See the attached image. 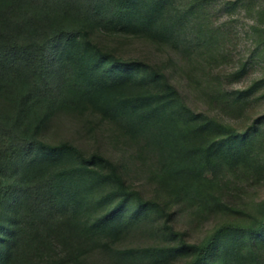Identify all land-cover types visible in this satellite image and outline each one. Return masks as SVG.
<instances>
[{
	"label": "rangeland",
	"instance_id": "rangeland-1",
	"mask_svg": "<svg viewBox=\"0 0 264 264\" xmlns=\"http://www.w3.org/2000/svg\"><path fill=\"white\" fill-rule=\"evenodd\" d=\"M140 1L156 10L160 31L135 34L119 24L96 26L91 36L117 58L137 63L136 76L159 73L147 119L104 117L67 91L56 106L45 110L39 103L20 116L18 100L0 94V120L50 144L68 142L85 156L101 154L116 168L82 169L76 156L60 158L61 167L80 168L76 247L82 254L66 260L54 242L43 264H186L192 259L189 245L216 229L256 226L264 219V0ZM24 9L16 6L0 23L15 24ZM46 19L53 26L62 23ZM188 110L238 137L202 167L196 181L167 188L161 180L176 167ZM163 121L172 129L165 141L158 130ZM1 182L0 176L5 195ZM115 207L110 222L100 224ZM225 242L230 251L217 258L213 250L205 264H264V232L253 237L228 229L219 246Z\"/></svg>",
	"mask_w": 264,
	"mask_h": 264
},
{
	"label": "trees",
	"instance_id": "trees-1",
	"mask_svg": "<svg viewBox=\"0 0 264 264\" xmlns=\"http://www.w3.org/2000/svg\"><path fill=\"white\" fill-rule=\"evenodd\" d=\"M22 4L24 12L15 24L0 23V94L18 100L20 116L39 103L45 110L56 106L67 91L73 101H87L104 117L148 118L155 100L153 90L161 81L159 73L136 76L137 63L123 61L93 43L91 32L96 26L110 29L119 24L135 34L158 32L154 8L144 7L140 0H0V16L12 14ZM47 16L62 23L53 26ZM165 88L172 92L170 84ZM45 110L38 124L47 115ZM185 119L176 167L161 180L167 188L196 181L202 167L224 147L231 149L238 137L231 128L201 114L188 110ZM161 124L158 130L165 141L172 129L164 121ZM0 154L1 185L6 186L5 195L0 193V264H43L54 242L61 246L64 259H78L82 254L76 247L81 233L76 222L80 168L61 167L59 160L72 154L82 169L104 164L113 172L114 163L98 153L85 156L68 142L47 143L2 120ZM119 183L124 186L121 178ZM115 213L116 207L98 222H110ZM29 222L31 230L24 235ZM228 229L257 237L264 232V219L256 226L216 229L202 242L189 245L192 259L186 264H205L215 249L217 258L225 256L230 245L219 246V241Z\"/></svg>",
	"mask_w": 264,
	"mask_h": 264
}]
</instances>
